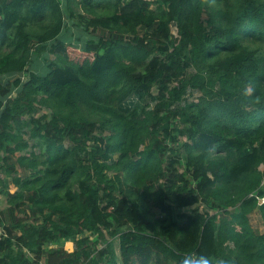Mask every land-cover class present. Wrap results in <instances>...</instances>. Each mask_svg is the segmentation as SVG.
<instances>
[{
    "label": "trees",
    "instance_id": "obj_1",
    "mask_svg": "<svg viewBox=\"0 0 264 264\" xmlns=\"http://www.w3.org/2000/svg\"><path fill=\"white\" fill-rule=\"evenodd\" d=\"M0 153V264H264V0H0Z\"/></svg>",
    "mask_w": 264,
    "mask_h": 264
},
{
    "label": "rangeland",
    "instance_id": "obj_2",
    "mask_svg": "<svg viewBox=\"0 0 264 264\" xmlns=\"http://www.w3.org/2000/svg\"><path fill=\"white\" fill-rule=\"evenodd\" d=\"M172 31L175 32L174 29ZM88 39H89V37L86 34L81 32L76 27L71 26L69 22H66V27L63 30V32L61 33V35L59 36V40L65 42L66 44H71L72 46H74L77 49H82L83 46L85 45V40H88ZM69 54L73 60L78 61V62L82 61V59L84 57L82 52L79 50L69 49ZM45 58H47V60H53V56H49V55H41L40 57L33 56L32 61L30 63V67L28 70L35 72L37 74H43L45 72L46 66L48 64ZM19 77H20L22 83H24L28 78L27 74L20 75ZM12 79H14L13 76H8V77L3 78L2 82H6V81H9ZM20 90H21V88L17 89L16 91H13L9 95V97L14 98L20 92ZM194 98H196V96ZM44 113L49 114V112L46 110L42 111L41 109H38V112L35 114L34 118H39V117L43 116ZM23 120H27V118H24ZM24 138H25V140L28 139V143L30 142L28 145L29 147L35 146V142L30 141L28 135L24 136ZM30 150L32 152H34V150L31 148L28 150V152H30ZM3 156H5V155L0 153V157H3ZM17 169H19V168L17 167ZM26 174L27 173H25L24 175H26ZM0 182H5V183L10 182V175H7L5 172H3L2 167H1V163H0ZM1 191H2V187L0 185V211L5 210L7 208L6 197L2 194ZM147 213H148V216L150 218H153L154 216H158V213L156 212L155 209H153L151 202H149L147 204ZM249 221H250L252 229L256 233L262 234L264 232V224L262 223L257 212H254L253 214H251L249 216ZM49 248H55V245L54 244L50 245Z\"/></svg>",
    "mask_w": 264,
    "mask_h": 264
},
{
    "label": "clouds",
    "instance_id": "obj_3",
    "mask_svg": "<svg viewBox=\"0 0 264 264\" xmlns=\"http://www.w3.org/2000/svg\"><path fill=\"white\" fill-rule=\"evenodd\" d=\"M182 264H192V262L189 258H186L183 260ZM196 264H211V258L208 257L207 255H201L199 259L196 261Z\"/></svg>",
    "mask_w": 264,
    "mask_h": 264
},
{
    "label": "built area",
    "instance_id": "obj_4",
    "mask_svg": "<svg viewBox=\"0 0 264 264\" xmlns=\"http://www.w3.org/2000/svg\"><path fill=\"white\" fill-rule=\"evenodd\" d=\"M262 186H264V181H263L262 184H261V187H262ZM250 197L256 199L258 207H261V206L264 205V196H262V197L259 196V195L257 194V192L254 193V194H252V195H250Z\"/></svg>",
    "mask_w": 264,
    "mask_h": 264
}]
</instances>
